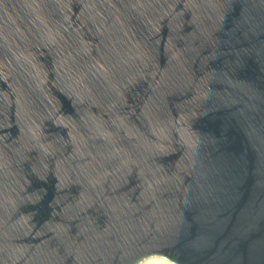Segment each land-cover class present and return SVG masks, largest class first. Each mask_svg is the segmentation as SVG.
Returning <instances> with one entry per match:
<instances>
[{"label":"water","instance_id":"95a60500","mask_svg":"<svg viewBox=\"0 0 264 264\" xmlns=\"http://www.w3.org/2000/svg\"><path fill=\"white\" fill-rule=\"evenodd\" d=\"M264 264V0H0V264Z\"/></svg>","mask_w":264,"mask_h":264},{"label":"bare ground","instance_id":"6f19581e","mask_svg":"<svg viewBox=\"0 0 264 264\" xmlns=\"http://www.w3.org/2000/svg\"><path fill=\"white\" fill-rule=\"evenodd\" d=\"M147 264H160V263H156V262H148Z\"/></svg>","mask_w":264,"mask_h":264}]
</instances>
